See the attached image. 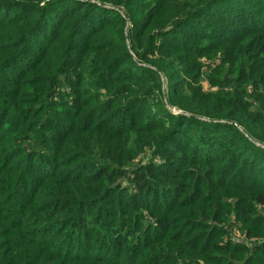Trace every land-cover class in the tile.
Returning <instances> with one entry per match:
<instances>
[{
    "label": "trees",
    "instance_id": "obj_1",
    "mask_svg": "<svg viewBox=\"0 0 264 264\" xmlns=\"http://www.w3.org/2000/svg\"><path fill=\"white\" fill-rule=\"evenodd\" d=\"M0 264H264V0H0Z\"/></svg>",
    "mask_w": 264,
    "mask_h": 264
},
{
    "label": "rangeland",
    "instance_id": "obj_2",
    "mask_svg": "<svg viewBox=\"0 0 264 264\" xmlns=\"http://www.w3.org/2000/svg\"><path fill=\"white\" fill-rule=\"evenodd\" d=\"M203 62L206 64L208 63V65H212L203 67V75L201 76L200 80H198L199 82H197V84H200L205 91H216L218 89L217 79H221L223 76L227 75V73V76H230V74L226 71L225 73H223V70L226 69V67L222 70V72L219 71L214 66L216 63L215 61H208L206 58H203ZM214 77H216L217 79ZM240 233L241 230L237 229L236 234L239 235Z\"/></svg>",
    "mask_w": 264,
    "mask_h": 264
}]
</instances>
